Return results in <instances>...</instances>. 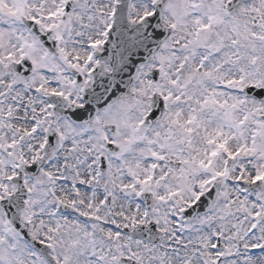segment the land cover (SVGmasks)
<instances>
[{"label":"snow or ice","instance_id":"obj_1","mask_svg":"<svg viewBox=\"0 0 264 264\" xmlns=\"http://www.w3.org/2000/svg\"><path fill=\"white\" fill-rule=\"evenodd\" d=\"M0 264H264V0H0Z\"/></svg>","mask_w":264,"mask_h":264}]
</instances>
